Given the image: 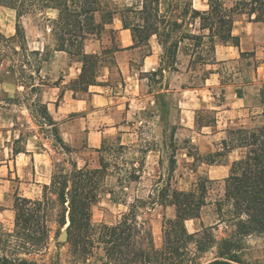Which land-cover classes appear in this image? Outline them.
<instances>
[{
  "label": "trees",
  "instance_id": "obj_1",
  "mask_svg": "<svg viewBox=\"0 0 264 264\" xmlns=\"http://www.w3.org/2000/svg\"><path fill=\"white\" fill-rule=\"evenodd\" d=\"M147 2L144 0L141 11H146ZM208 4L207 11L192 10V16L200 20L201 29L208 33L193 34L191 37L197 47L206 44L213 53L212 57L199 55L202 64L216 62L214 54L218 43L240 47V37L233 34L237 14H247L252 21L264 22V0H236L231 7L225 6L222 0H208ZM0 7L11 8L17 14L14 35L6 36L0 30V64L6 56L9 57V53L18 52L13 46L15 42L22 51L32 54L36 66L27 73V64L24 63L21 71V76L30 81V86L26 81H22V85L26 90L30 87L31 91H40L42 84H49L41 75L43 64L48 62L49 57L47 49L42 52L27 46L21 20L27 13L51 9L57 11V16L50 18L56 50L65 51L82 62L79 77L70 83L75 93L88 90L90 85L97 82L100 55L85 52L86 39L92 35L100 36L117 14L122 15L124 27L129 28L136 39L143 36L148 39L157 33L155 29L151 31L149 26L129 25L124 15L126 6L121 7L110 0H0ZM163 47L170 57H176L178 42L168 48L163 44ZM106 50L114 51L113 48ZM248 53L255 55L254 51L240 50L241 56ZM59 82L60 79L53 84ZM238 94L243 95L241 90H238ZM261 103L264 108V88ZM32 105L38 107L32 109L34 117L51 126L57 142L66 151H71L48 107L40 100ZM259 117V123L253 127L240 125L228 128L221 142L222 147L208 155V163L214 164L235 149H245V155L232 162L229 174L224 179V198L217 203L221 214L228 213L226 218L221 219L228 223L226 235L218 237L212 225H202L195 232L189 231L186 225L188 220L200 218L201 210L207 204V183L203 180L190 190L170 186L161 190V204L175 208V215L164 218L162 222L161 246L155 244L150 222L139 218L135 202L129 205V211L117 223L95 224L93 206L99 200L106 171H101L103 167H80L76 162H71L70 170L55 172L51 182L44 184L41 197L15 194L14 229L0 230V264H60L59 256L54 259L48 254L53 224L58 226L59 235L62 230L68 232L67 240L58 241L57 246L69 245L73 264H245L246 237L264 235V110ZM197 119L202 126L214 122V119H206L203 115ZM22 137L20 135L19 139ZM102 148L97 151H102ZM20 152L27 151L13 147L14 155ZM175 163V159L171 158V171L175 170ZM57 206L60 209L58 213L55 211ZM100 249L103 256L98 257L97 251ZM210 252L214 256L205 259Z\"/></svg>",
  "mask_w": 264,
  "mask_h": 264
},
{
  "label": "rangeland",
  "instance_id": "obj_2",
  "mask_svg": "<svg viewBox=\"0 0 264 264\" xmlns=\"http://www.w3.org/2000/svg\"><path fill=\"white\" fill-rule=\"evenodd\" d=\"M110 1L121 7L124 5L129 7L124 12L129 25L149 26L152 29L151 31L155 29L157 33L151 35L154 41L157 40L168 48L172 43L181 40L182 42L178 43L180 49L191 55L192 58L194 57L192 86L201 83L202 71H200V64L202 63L198 57L199 55L212 57L213 53L209 51L206 44L197 47L196 41L191 37L192 32H197L195 26L191 27L189 25V22H195V18L192 16L191 0H148L146 11L139 10V0ZM222 1L225 6L231 7L236 0ZM54 13L53 10L46 12L34 11L23 15L21 18L25 27L29 49H37L38 46H42V43L46 45L49 60L43 64V68L44 72L49 71V73L53 70L51 56L53 47L56 45L50 21V18L55 15ZM245 17V20L250 21L248 15ZM16 21L17 14L15 10L0 7V30L6 36L15 34ZM139 40L147 42V38H144V36ZM13 46L18 52L12 51L9 53V57L6 56L0 64V185L7 193L4 197L0 188V230L3 231L14 229V210L13 206L9 205H12L15 194L39 198L44 192V184L51 182L52 175L55 172L70 170L72 168L71 162H76L78 166L84 167L82 156L87 159L93 158L92 154H80V147H74V149L71 148V151H66L57 142L53 128L43 123L39 118L34 117L32 109L36 110L38 107L32 104L41 101V91H31L30 87L26 90L22 85V81H26L29 86L30 81L21 76V71L24 63L27 64V67H25L27 73L30 69H34V65L36 66L35 57L29 52L22 51L18 43L15 42ZM216 67L221 73L222 83L224 82L225 86L230 83L236 84V87L243 91L245 96L246 109L238 118H241V120H235L227 129L237 128L240 125L253 127L258 124L259 114L264 110L261 103L262 89L264 88V58L254 57V55L248 53L239 58L221 60ZM259 67L261 74L258 78ZM49 78L51 77L48 76L45 80L48 81ZM214 81L215 79L211 80V83L213 84ZM48 82L50 84L54 83L53 80ZM215 91L217 96L215 99L210 100L211 103L212 101L217 103L224 101L222 86H217ZM187 95L198 104L197 91L190 90ZM204 104L209 105L210 103L205 102ZM215 111L217 112V110ZM202 115L206 119H214L217 114L206 108L203 110ZM223 115L220 114L221 117ZM151 130H154V125H151ZM198 130L200 134L188 132L177 139L157 141L161 149L160 157H157L156 162H152L151 167L146 169L147 173H144V178L140 182L131 181L137 180L139 177V174L134 172L135 169L142 170L140 166L134 169L132 162L136 160L139 163L144 162L143 154L138 153L141 147L139 144L149 145V143L152 144V141H135L127 146H122L119 141H114L112 145L110 144L100 153L99 157L95 155L97 163L103 167L101 171L105 170L106 176L107 174H115L118 178L105 176L102 181L99 200L93 206V222L95 224H115L129 211V203L135 202L138 206L136 210L139 218L150 222L155 244L161 246L163 242L162 222L164 218L175 215L174 206L161 204V190L169 186L181 190H190L200 180H203L207 183V204L202 208L200 218L188 220L186 225L191 232L200 230L202 225H212L215 227L214 232L218 237L226 235V230L229 228L228 223L221 219L227 217V208L224 210L227 214H221L217 203L224 198V179L229 174L232 162L244 156L245 149H235L222 161L210 164L208 163V159H210L208 155L222 147L223 138L221 139L217 135L207 137V135L212 131L220 132V129L217 127L204 128L203 130L196 127L194 129L196 132ZM20 135L23 136L21 139H19ZM26 144L30 148L48 151V154L45 153L43 171L34 172V162H31L26 169L20 168L19 173L16 170L7 172L6 166L3 165L12 158L16 159L11 148L14 146L24 148ZM22 157L25 156L22 155L17 160L19 165H21ZM171 158L176 161L174 171L170 170ZM216 159L218 160L219 157H216ZM15 163L16 160L11 162L13 166ZM91 164L93 165V163ZM141 173H143V170ZM53 197L56 196L53 194ZM59 210L57 206L56 213ZM58 237V226L53 224L48 254L54 256V259L59 256L60 264H73L69 255V245L57 246ZM245 240L246 250L243 255L246 261L245 264H264V235H251L246 237ZM97 255L98 257L103 256V251L98 250ZM213 256L214 253L210 252L206 254L205 259ZM34 259L38 260L39 258L35 257ZM97 263H100V261H97Z\"/></svg>",
  "mask_w": 264,
  "mask_h": 264
},
{
  "label": "crops",
  "instance_id": "obj_3",
  "mask_svg": "<svg viewBox=\"0 0 264 264\" xmlns=\"http://www.w3.org/2000/svg\"><path fill=\"white\" fill-rule=\"evenodd\" d=\"M143 6L144 0H139V10H142ZM191 7L192 10L207 11L208 0H191ZM128 9L129 7H126V10ZM51 10L55 12L53 17H56L57 11ZM246 15L237 14L233 26V34L240 37V47L218 43L214 54L216 62L200 64L201 83L192 86L194 57L182 51L179 46L176 57H170L163 45L157 40L154 41L152 36L146 43L134 38L132 31L124 27L122 15L117 14L100 36L92 35L84 44L86 53L100 55L97 82L90 85L88 90L75 93L70 88V83L79 77L82 62L65 51L56 50L54 45L51 56L53 70L49 73L44 72L42 68L41 75L45 79L50 76L48 81L55 82L60 79V82H48L49 84L40 86L41 102L48 107L65 143L73 149L80 147L82 155H93L92 159L82 156L83 166L102 168V165L97 163L96 156L99 157L114 141H119L122 146L131 145L135 141H152L149 145L139 144L141 147L138 153L143 154L144 162H132L134 169L140 166L143 173L142 170L135 169L134 172L138 173L139 177L131 181L140 182L144 173H147L146 169L160 157L161 149L157 141L177 139L188 132L200 134L199 130L194 131L196 127L200 130L217 127L220 132L212 131L207 137L217 135L224 139L227 127L235 120H241L238 118L246 109L244 92L239 96L240 89L234 83L225 86L216 66L221 60L239 58L240 50L254 51V57L264 58V22L245 20ZM189 25L195 26L197 31L191 34L208 33L207 30L201 29L200 20L197 18L195 22H189ZM181 42L180 40L178 43ZM110 48L114 51L106 50ZM37 49L44 52L47 48L42 43ZM260 74L259 67L258 78ZM213 79L215 81L212 84ZM219 85L222 86L225 100L211 103L210 100L217 96L215 88ZM190 90L198 92V104L187 95ZM205 102L210 104L205 105ZM206 108L217 115L212 124L202 126L198 124L197 118ZM220 114H224L223 117ZM151 125H154L153 131ZM24 148L26 153L13 154L16 159L12 158L3 165L6 166L7 172L16 170L19 173L20 168L26 169L31 162H34V172L43 171L48 151L30 148L28 144ZM99 148H102V151H97ZM11 150L13 153V148ZM22 155L25 157H22L19 165L17 160ZM15 160L13 166L11 162ZM106 177L118 178L115 174H107ZM1 186L2 195L5 197L7 193ZM13 202L9 206H13Z\"/></svg>",
  "mask_w": 264,
  "mask_h": 264
},
{
  "label": "water",
  "instance_id": "obj_4",
  "mask_svg": "<svg viewBox=\"0 0 264 264\" xmlns=\"http://www.w3.org/2000/svg\"><path fill=\"white\" fill-rule=\"evenodd\" d=\"M68 238V232L66 230H63L62 233L59 235L58 240L60 242L66 241Z\"/></svg>",
  "mask_w": 264,
  "mask_h": 264
}]
</instances>
